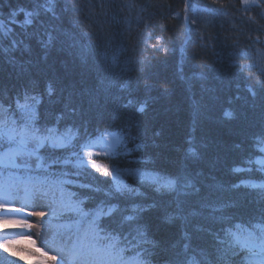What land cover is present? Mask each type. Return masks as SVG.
Instances as JSON below:
<instances>
[{
    "label": "trees",
    "instance_id": "obj_1",
    "mask_svg": "<svg viewBox=\"0 0 264 264\" xmlns=\"http://www.w3.org/2000/svg\"><path fill=\"white\" fill-rule=\"evenodd\" d=\"M46 3L0 0V20L12 30L7 39L0 33V49H9L7 55L0 51V154L18 145L19 135L15 143L9 142L5 127H16L8 110L27 90L18 111L34 113L36 127L53 128L63 114L60 130L65 142L84 136L85 155L105 136L117 134L120 141L114 150L125 151L127 145L126 157L110 154L93 158L95 162L112 168L119 159L121 170L156 175L161 184L186 173L201 198L228 205L223 214L234 224L255 227L264 213V190L233 186L242 180H264L261 172L246 171L260 167L247 161L264 158V6H246L244 0H58L59 19H54L44 12ZM20 8L39 10L33 26L11 23L25 19L23 12L12 16ZM53 26L66 35L44 59L37 37ZM24 44L31 51H24ZM39 154L43 157L42 149ZM40 164L30 173L0 168V186L11 183L69 203L72 190L61 178L43 172V159ZM89 171L98 180L82 179L107 188L104 181L110 177L94 168ZM128 180L136 185L131 177ZM161 184L156 185L159 192L141 188L147 198L136 201L155 204L142 213L147 238L154 242L142 245L147 249L145 264H182L191 255L185 254V243L212 264H224L227 257L217 259L209 231L228 225L216 222L210 208L202 209L201 217L169 222L173 194ZM94 195L96 201L106 199L103 192ZM76 219L81 231L88 227L90 218ZM197 226L209 231H197ZM11 230H0V238L11 236ZM68 230L62 222L52 236L57 248ZM13 260L33 264L0 250V264ZM251 260L257 264L259 257Z\"/></svg>",
    "mask_w": 264,
    "mask_h": 264
},
{
    "label": "snow or ice",
    "instance_id": "obj_2",
    "mask_svg": "<svg viewBox=\"0 0 264 264\" xmlns=\"http://www.w3.org/2000/svg\"><path fill=\"white\" fill-rule=\"evenodd\" d=\"M246 6L256 5L264 6L261 0H244ZM58 0H47L43 6L44 12L50 14L54 19H59L56 12ZM23 12L25 19L19 22L11 19V23H19L21 27H31L36 23L39 10L32 9L26 11L20 8L18 12H13L15 17ZM0 33L7 39L11 36L12 30L5 28V23L0 20ZM66 35L60 26H53L42 37H37V43L45 50L44 59H47L48 51L55 48L58 43H63L61 37ZM13 47L18 45L13 44ZM0 51L8 54V47L4 46ZM24 51H31V46L24 44ZM49 95L54 91L50 87L46 89ZM28 93L18 95L11 104L8 110V115L14 116L13 123L16 125L14 129L5 127L6 138L11 143L16 142V134L19 135L18 147L16 149L9 148V152L14 153L13 156H8L7 159L0 161V168L5 170L10 166L13 169L23 170L24 172L35 171L31 157L36 156V160L43 159L46 163L43 172L48 175H54L61 178L62 185L67 186L70 191V202L65 204L60 209H56L51 205V214L57 220L62 221L69 227L68 232L61 237L62 247L59 249L61 255L59 264H145L142 259L147 252L146 248H142L144 244H152L154 242L147 238L146 229L141 223L142 213L149 208L155 207V204L138 203L139 199H146V193L141 191V188H152L159 192L157 184L161 181L150 173H138L137 169H124L119 167V159L113 160V167L110 170L107 165L98 167L95 161L85 159L84 150L88 147L87 143H81L85 139L84 136H79L74 142L66 143V138L60 130V123L65 119L61 114L56 118L53 128L43 125L36 127V121L33 119L34 113L27 112L22 114L18 109H22L20 100L27 97ZM5 95V101H8ZM35 99V97H31ZM143 111V109H139ZM230 115V113H225ZM24 125L23 131L20 126ZM137 145V148H140ZM43 150V157L37 155L40 150ZM125 151H113V157H121L127 155L130 151L127 145H124ZM264 150V149H262ZM17 158L19 163H17ZM249 164H259L260 167L246 169V171H259L264 174V159L247 161ZM89 167L94 168L95 172L102 173L110 179L104 181L107 188L101 187L99 183L86 181L82 178L91 176L93 180H98L93 173L89 171ZM127 175L136 185H129L121 176ZM241 185L249 188H260L264 190V180L257 183L254 180L240 181L233 187ZM163 189L168 190L173 194L172 205L173 211L169 213L167 219L169 222L175 220L188 221L189 218H197L203 215L202 209L210 208L213 214L212 218L221 225L227 224V227H221L219 231H209L200 226H197V231H209V235L213 239L215 252L218 254L217 259L224 260V264H253L251 258L259 257L257 264H264V213L261 214L260 220L256 226L248 225L246 228L239 224H234L231 218L223 214V209L228 205H217L208 203L207 198L200 197V189L193 183L192 179L186 173H177L172 178L161 184ZM103 192L106 199L96 201L94 194ZM20 195L19 188H14L9 184L0 186V225H16L22 229H32L34 225L28 219L20 217L23 209L11 206L12 201ZM195 197L196 199H193ZM41 197H38L40 199ZM132 201L130 204L120 205L119 201ZM115 201V203L113 202ZM220 213V215H215ZM29 216H37L42 220L48 213L45 211H33L28 213ZM76 217L90 218V222L86 229L80 230L79 221ZM75 224L73 229L71 226ZM186 241L191 240V236L183 233ZM24 241L30 242L35 246L36 241L31 238V235L17 234L16 239H9L7 235L0 238V250L4 253H11V256L16 257L18 252L13 250L15 245L21 244ZM115 241V243H114ZM184 252L188 259L182 264H212L202 251H192L190 243H185L183 246ZM20 252H28V249H20ZM43 256H48V253L42 248L37 249ZM197 255L200 259H197ZM20 260H24L23 255L19 256ZM51 260H57L56 256L50 257ZM12 264H17L13 260ZM40 264H45L43 260Z\"/></svg>",
    "mask_w": 264,
    "mask_h": 264
},
{
    "label": "rangeland",
    "instance_id": "obj_3",
    "mask_svg": "<svg viewBox=\"0 0 264 264\" xmlns=\"http://www.w3.org/2000/svg\"><path fill=\"white\" fill-rule=\"evenodd\" d=\"M119 141H120V136L117 134H109L105 136L98 143L90 146L86 150L85 159L94 161L93 158L95 157L110 155L111 153H113ZM17 147L18 145L15 147H10V148L16 149ZM13 155L14 153L9 152V148H8L5 152L0 154V161H3L7 159L8 156H13ZM37 155H40L39 152L37 153ZM31 160L33 162V167L35 170L40 168L41 160L37 161L36 156L31 157ZM17 163H19L18 158H17ZM95 164L98 167L104 166L97 162H95ZM8 169H13V168L9 166ZM109 169L111 170L112 168H109ZM13 170H18V169H13ZM120 179L124 180L125 183L131 185L128 180V176L126 174L121 176ZM9 185L13 186L14 188H19L20 190V195L12 201V205H11L13 207L23 209V212L18 218L28 219L29 222L34 225V227L29 230V229H22L16 225H8L6 227L0 225V230L3 231L5 229H13L11 230L13 234H11V236H8L9 239H16L17 234L19 233V234H24V235H31V238L36 241L35 246L31 245L30 242L28 241H24L21 244L15 245L13 250L18 252V255L16 257L19 258L20 255H23L25 259H28L33 264H40L41 260H43L45 264H59V257L61 255L59 251L60 248H57L52 243L51 238L52 236H54L57 229H59L60 225H62V222L52 216L51 210L49 207H47V205H51L52 207L56 209H60L66 203H64V201H62L59 198L56 199V198H50V197H43L40 194L26 192L21 186L19 187L11 183H9ZM38 197H41V198L38 199ZM33 211H45L48 213V215L45 218H43V220L37 216H29L28 213L33 212ZM38 248L44 249V251L48 253V256L46 257L43 256L41 252L37 251ZM20 249H28V252H31L32 255H28V253L26 252H20L19 251ZM9 254L11 255L10 252ZM52 256H56L58 259L55 261L51 260L50 257ZM22 261H25V260H22Z\"/></svg>",
    "mask_w": 264,
    "mask_h": 264
}]
</instances>
